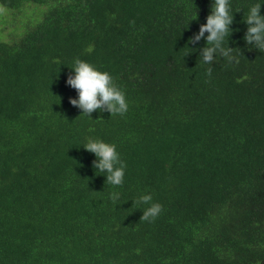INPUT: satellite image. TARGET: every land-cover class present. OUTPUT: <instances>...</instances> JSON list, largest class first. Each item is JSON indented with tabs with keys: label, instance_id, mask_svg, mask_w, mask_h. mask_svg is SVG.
I'll list each match as a JSON object with an SVG mask.
<instances>
[{
	"label": "trees",
	"instance_id": "16d2710c",
	"mask_svg": "<svg viewBox=\"0 0 264 264\" xmlns=\"http://www.w3.org/2000/svg\"><path fill=\"white\" fill-rule=\"evenodd\" d=\"M257 4L228 0L217 48L195 39L215 0H0V264H264ZM76 59L109 73L124 114L71 103ZM89 140L116 146L121 185Z\"/></svg>",
	"mask_w": 264,
	"mask_h": 264
},
{
	"label": "clouds",
	"instance_id": "9594fccd",
	"mask_svg": "<svg viewBox=\"0 0 264 264\" xmlns=\"http://www.w3.org/2000/svg\"><path fill=\"white\" fill-rule=\"evenodd\" d=\"M228 0H215L213 14L207 19V24L202 26L200 34L195 37L199 40L205 31L210 35L207 37L209 45L215 42L216 47L228 35V26L232 23V17L228 10ZM260 5L250 7L249 14L245 22L249 25L245 40L251 43L257 42V47L264 50V17L260 16ZM191 43V39L189 40ZM213 47L204 49V60L212 58ZM227 55V52H225ZM75 76L68 79V83L79 92V100H71L73 105H79L85 113H91L93 110L107 105L109 111L113 114H124L127 111L125 94L119 90L113 83L112 77L107 72L97 70L93 65L76 59L73 65ZM208 74H211L209 70ZM84 147L91 152L96 153L99 163L94 167L100 172L107 170V182L112 185H121L123 183L125 165L117 167L120 164L119 155L115 145L104 143L101 140H89ZM115 198V197H114ZM152 201L151 195L142 196L137 203L149 204ZM162 210L158 203H152L150 207L144 210L141 220L155 219Z\"/></svg>",
	"mask_w": 264,
	"mask_h": 264
}]
</instances>
